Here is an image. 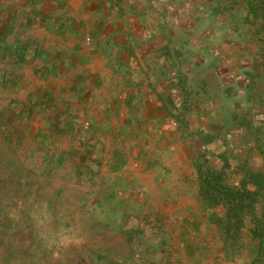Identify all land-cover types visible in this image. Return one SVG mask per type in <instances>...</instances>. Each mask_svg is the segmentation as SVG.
<instances>
[{
	"label": "rangeland",
	"instance_id": "obj_1",
	"mask_svg": "<svg viewBox=\"0 0 264 264\" xmlns=\"http://www.w3.org/2000/svg\"><path fill=\"white\" fill-rule=\"evenodd\" d=\"M165 2L159 1L165 13L157 14L159 5L146 0L147 23L157 16L165 25H176L173 42L222 52L215 40L235 39L252 43L254 55L264 53V18L240 11L259 2ZM213 2L239 11L219 18L212 15ZM20 3H26L21 15ZM65 5V0H0V12L8 11L0 18V35L11 46L0 52V264H264V239L259 243L250 235L257 220L264 230V194L257 195L253 216L242 215L234 242L227 238L230 226L223 217L218 226L207 221L213 213L221 216L222 207L205 209L204 220L200 209L147 208L137 190L132 193L131 174L117 177L118 171L108 168L112 153L123 162L120 172H135L138 165L129 157L139 150L132 146L148 129L100 126L93 113L97 87L79 58L95 42L90 31L99 23L95 17L104 16V25L121 23L120 7L132 8L131 2L73 0V21ZM56 24L65 32L53 34ZM262 165L253 158L250 169ZM227 179L231 186L236 183L233 176ZM192 215L195 219L188 221Z\"/></svg>",
	"mask_w": 264,
	"mask_h": 264
},
{
	"label": "crops",
	"instance_id": "obj_2",
	"mask_svg": "<svg viewBox=\"0 0 264 264\" xmlns=\"http://www.w3.org/2000/svg\"><path fill=\"white\" fill-rule=\"evenodd\" d=\"M65 1L66 15L73 21V0ZM154 1L160 8L157 14L165 13L159 1L165 4L166 0ZM252 1L259 2L258 7L250 11L243 8L242 14L264 18V0ZM130 2L132 8L120 7L125 15L121 23L104 25V16L95 17L99 23L90 27L95 42L79 58L85 60L93 89L97 87L93 113L101 119L100 126L148 129L140 143L132 146L139 150L135 154L133 149L129 157V162L138 165L135 172H120L123 162L112 153L106 159L107 166L118 171L117 177L131 174L136 180L132 193L137 190L139 202L147 208L182 209L188 213L200 209L204 220L205 209L219 207L201 195L204 172L210 176L224 172L227 181L233 176L235 186L244 172L264 169V53L254 55L252 43L235 39L226 44L216 39L215 45L222 52H209L204 41L200 48L173 42L176 25H165L157 16L154 23H147L151 11L146 0ZM136 4L145 8H137ZM18 5L21 15L26 3ZM212 7V15L219 18L235 16L239 11L230 7L225 10L215 2ZM7 12H0V18ZM131 18L137 24L130 23ZM56 26L53 34L65 32L64 26ZM260 27L264 32V25ZM22 29L17 28V35ZM2 37L0 52L11 47ZM260 44L264 49V41ZM71 59H75V53ZM253 158L263 163L259 170L250 169ZM191 218L195 216L187 217L188 221Z\"/></svg>",
	"mask_w": 264,
	"mask_h": 264
},
{
	"label": "trees",
	"instance_id": "obj_3",
	"mask_svg": "<svg viewBox=\"0 0 264 264\" xmlns=\"http://www.w3.org/2000/svg\"><path fill=\"white\" fill-rule=\"evenodd\" d=\"M200 184L203 189L201 192L203 198L214 206L222 207L221 216L213 213L208 222L218 226L220 225V217H223L225 223L230 226L227 238L231 237L235 242L243 227L242 215L248 211L253 216L256 197L264 194V169L261 172H244V176L238 181L237 186L227 184L224 172H219L213 176L204 172V178L201 179ZM258 223L257 220L252 226L250 235L252 239L257 238L260 243L264 239V230Z\"/></svg>",
	"mask_w": 264,
	"mask_h": 264
},
{
	"label": "built area",
	"instance_id": "obj_4",
	"mask_svg": "<svg viewBox=\"0 0 264 264\" xmlns=\"http://www.w3.org/2000/svg\"><path fill=\"white\" fill-rule=\"evenodd\" d=\"M83 42H84L85 45H88L89 42H90V39H89L88 37H85V38L83 39ZM85 126H86V125H85Z\"/></svg>",
	"mask_w": 264,
	"mask_h": 264
}]
</instances>
